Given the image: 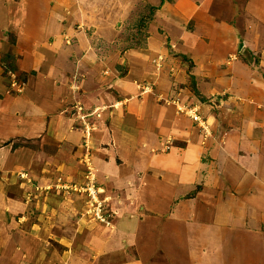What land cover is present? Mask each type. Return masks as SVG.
<instances>
[{
	"label": "crops",
	"instance_id": "1",
	"mask_svg": "<svg viewBox=\"0 0 264 264\" xmlns=\"http://www.w3.org/2000/svg\"><path fill=\"white\" fill-rule=\"evenodd\" d=\"M112 1L0 0V63L2 55L10 52L16 69L0 68L1 204L11 193L5 194L7 187L19 188L15 170L39 166L36 169L43 179L45 174L56 173L53 163L33 161L30 148L15 145L16 141L39 139L42 144L57 146L53 148L56 152L73 150L68 155L72 160L78 147L66 143L77 138L78 132L59 129L61 111L85 98L91 99L94 107L110 106L103 78L94 69L98 67L89 65L94 60L92 46L97 43L93 33L87 37V33L68 27L79 21L91 23L89 17L102 13L103 6L107 10ZM116 2L126 4V0ZM252 2L147 0L149 6L156 7L151 22L156 20L163 32L154 31L150 22L145 45L139 51L149 58L166 56L169 68L173 66L171 51L186 57L193 66L187 69L188 74L183 72L184 80L191 76L196 88L186 97L199 101L213 92L208 76L213 83L224 82L221 90L228 93L229 103L210 112L207 120L214 118L216 130L205 140L189 119L176 116L172 107L157 101L156 94L138 95L135 86L146 73L140 59L136 69L132 66L126 76L112 83L117 98L113 109L104 111L108 119L98 124L92 144L97 148L95 161L103 175L101 182L117 194L114 208L119 214L115 227L109 233L103 230L104 235L89 245L96 250L84 253L90 261L96 254L107 256L97 248L112 250L117 245L137 250V256L130 258L134 264L143 259L155 264L173 262L178 255L175 247L194 252L187 248L195 246L205 258L208 252L203 253L204 248L219 252L215 246H223L228 250L223 264H238L239 257L244 256L246 262L254 260V251L247 256L245 249L258 243L264 247V241H258L264 236V0H255L254 8ZM127 5L131 7L132 2ZM190 22L193 25L187 29ZM11 36L15 44L6 42ZM68 38L75 44L67 43ZM24 45L27 48H22ZM232 54L237 60L226 64ZM252 55L256 56L255 66L248 60ZM175 59L176 64L179 60ZM204 69L212 71L206 75ZM8 71L21 75V92L9 86ZM83 72V80L74 83L72 76L81 77ZM76 83L81 84L80 95H75ZM57 162L56 169L70 164ZM34 169L22 173L28 176ZM17 200H10L4 214L0 211L5 225L13 218ZM3 227L1 224L0 229ZM255 235L258 238L253 241ZM200 255L196 254L197 264Z\"/></svg>",
	"mask_w": 264,
	"mask_h": 264
},
{
	"label": "rangeland",
	"instance_id": "2",
	"mask_svg": "<svg viewBox=\"0 0 264 264\" xmlns=\"http://www.w3.org/2000/svg\"><path fill=\"white\" fill-rule=\"evenodd\" d=\"M133 1L134 0H126L125 5H121L119 2H116V0L112 1L110 2L111 5L107 6V10H105V6L102 7V13H100V7H98L100 14L98 16L89 17L91 23L86 24L83 21L82 23L79 21V24L75 23L68 27L72 30L77 28L76 30L87 33V37L92 33V36L94 35L93 39L97 43L92 46L94 60L90 61L89 65L91 67H98L94 69H97L98 76L103 78L102 81L104 82L102 83L105 85L106 92H109V94L106 95L110 103L108 109H113L114 100L117 98L112 83L118 78L126 76L127 72L132 70V66H135L136 69L135 64L137 60L140 59V61L145 64V68L143 66L142 68L146 73L144 77L138 78L139 82H137L138 84L135 86L138 95L149 94L155 97L156 94L158 98L157 101L160 100L159 102H161L163 106L172 107L176 116H183L184 119H189L191 126L196 128L206 140L209 137V133H212L213 130L215 132L216 130L214 118L212 117L209 121L207 120L211 114L210 112L215 110L217 112V109L214 108L222 106L223 104L228 107L229 100L226 99L228 93L221 90L222 87H225L224 82L222 81L216 84L215 81L213 83L210 77L205 76L208 78L210 87L214 88V91L210 92L206 97H202L199 101H197L196 98L193 99L191 95L190 98H187L185 94H189V92L195 93L196 88L193 86L194 83L192 79L190 81V75V77L184 80L185 75L183 76V72L185 71L186 74H188L189 71L187 69H191L193 64L171 51L170 60L173 66L169 68L165 66L167 60L166 56L157 55L156 58L153 56V58H149L146 53L143 54L139 51L145 45L148 35L147 31L151 27L150 16L153 14V10L148 5L147 0H136L135 3H133ZM254 1L255 0L252 2L253 8L257 6ZM129 2H132V6L128 8L127 4ZM91 12L92 14L95 13L94 10ZM151 23H153L152 28L154 31L158 33L163 32V30L157 28L158 22L156 20ZM192 25V22L187 23V29L191 28ZM14 39L13 36H11V38L6 37V42L9 40V44H15ZM66 41L70 45L75 44L72 38H68ZM74 41H76V39H74ZM82 42L85 43L86 41L82 39ZM22 48L27 47L24 45ZM10 55H12L10 52L9 54L2 55L0 68L7 67V63L4 64V62ZM255 57L256 56L252 55L248 58L250 64L253 66L256 65V60H254ZM10 58L11 57H9V60ZM173 58H176L175 60H179L180 62L178 61L175 64L172 60ZM235 60H237V56L235 57V55L232 54L225 59V63L228 64ZM97 63L101 65L97 66ZM204 71L207 75L212 69H204ZM8 73L6 76L10 79ZM214 73L217 74V70ZM84 75L85 72L81 74V77L79 74L78 76L75 74L72 76V81L74 83L80 82L83 80ZM20 76L21 75H17L14 72L13 77L18 79ZM135 76L138 77L136 74ZM220 76L223 77V75ZM175 81L176 84H174ZM19 82L18 79L17 83ZM170 82L172 83L170 84ZM143 84L149 86V91L146 93L141 90ZM76 85L73 84V89L77 94H73L80 95V93H82L81 84L76 83ZM22 88L23 85L20 92ZM225 101L227 102L225 103ZM76 105L81 107V111H78ZM65 107L66 108L60 113V118H58V120L60 119L58 124L60 127L59 129L67 128L70 131L78 132L77 138H70L68 141L69 143H66L68 145L73 142L74 144L76 143L78 147V154L72 160L68 155L72 153L73 150L65 152L63 149H60L56 152L57 146H54V144H42L39 142V139L22 138V141L19 140L15 143V145L23 144L22 146H28L31 152H33V156L31 157L33 161H43L47 163L50 161L49 164L53 163V170H56V173L54 175L52 173L45 174L47 178L43 179L42 176H39V169H36V167L39 168V166L35 165V169L34 167H24L14 171L16 185V181H21L20 185H18L19 188L17 186V188L7 187L5 189V194H8L9 190L11 193L7 195L9 197L5 195L2 204L0 203V211L3 210L4 214L6 206L11 204L10 200L13 198L18 199L17 203L13 206L16 208H14L12 212L13 218L8 221L9 224L7 223L5 225L7 221L3 223L4 219L0 218V223L4 224L3 230L0 229V264H134L130 258L137 256V250H135L133 246L127 249L125 246L122 247L117 245L112 250L97 248V250H102L100 254H106L107 256L100 258V255L96 254L94 257L96 259L93 261H90V257H85L84 255V253H89L91 250H96L89 245H91L93 240H98L104 235L102 233L103 230L109 233V231L115 227L119 213L118 209L115 210L114 207L118 197L116 196L117 194L112 191L113 189H106L102 184L100 178H102L103 175L98 167L100 165L95 161L97 148L93 146L92 143L93 139H96L98 135L96 134L98 124L102 123L104 120H96L95 123L97 124H92L94 129L89 127L90 129L88 130L87 126L84 125L83 120L84 118L87 119L84 113H89L95 108L91 103V99L87 100V98H85L83 101L77 100V102L67 104ZM190 109H195L199 117H192L190 115ZM90 113L87 114L88 118ZM105 115H107V113H105ZM91 121H93V118ZM175 144L181 145L180 142H175L174 145ZM54 147L56 149H53ZM60 160L69 161L70 164L65 166L67 170H65L64 166L56 169L58 164L57 161L60 162ZM28 169H34L35 173H30V175L27 174L28 176H25L22 171ZM87 169L91 170L94 182H96V187L93 186V191L91 192L86 189L87 179L90 178L91 175L87 172ZM18 170H20L21 173H18ZM23 175L24 177H22ZM51 195L55 199V202H50L52 197L49 196ZM98 203L102 210L99 219L94 217V213L92 212L93 206ZM59 208L61 210H59ZM115 217H117L116 220ZM238 237L239 235L234 238L237 239ZM254 238L253 241H256L258 236L255 235ZM258 241H264V236ZM85 245L88 246L89 250H86L87 246ZM194 247L195 246H190L187 248L194 252H188L186 249L175 247L174 250L178 255L174 256L173 262L156 264H197L196 254L200 255L202 251L196 252L193 249ZM215 248L221 251L219 250V252H216L213 248L203 249L202 247L203 253H208L205 258H202L200 255V264H223L222 260L226 257V251L228 250L223 246H221V248L215 246ZM253 251V261L246 262L243 256L238 258L237 263L264 264L262 260L264 258V247L258 243L254 247L245 249L244 253L250 256ZM123 252L125 255H129L124 257ZM121 255L123 257H121ZM214 258H216L217 261L213 260ZM60 260L63 262H60ZM138 264L155 263H153V261L151 262V260L149 262L148 259H143V261H140Z\"/></svg>",
	"mask_w": 264,
	"mask_h": 264
},
{
	"label": "built area",
	"instance_id": "3",
	"mask_svg": "<svg viewBox=\"0 0 264 264\" xmlns=\"http://www.w3.org/2000/svg\"><path fill=\"white\" fill-rule=\"evenodd\" d=\"M10 79H9V86L14 89L15 91L17 92H20L21 90V87H22V83H17V78L13 77L14 75V72H11L9 71L8 73ZM12 79V80H11ZM141 90L146 93L147 91H149V86L148 85H142L141 87ZM78 111L80 110L81 111V107L79 105H76ZM108 111V108L106 106H98V107H95L94 109H92L89 113H90V116L88 118V115L89 113L85 112L84 113V116L87 117V119L84 118L83 120V123L85 126H87V129L89 130L91 128L94 129V127H92V124H95V121L98 120V119H101L102 116H105L103 115L104 111ZM196 110L195 109H190V115L194 118H198L199 116L196 114L195 112ZM93 118V121H91V119ZM87 172L91 174V170H88L87 169ZM25 175V174H24ZM24 175L22 177H24ZM93 186L96 187V182H94V178L92 177V174L90 175V178L87 179V182H86V189L91 192L93 191ZM100 204H96L93 206L92 208V212L94 213V217L96 218H100L101 217V213H102V210L100 209L101 206H99Z\"/></svg>",
	"mask_w": 264,
	"mask_h": 264
},
{
	"label": "trees",
	"instance_id": "4",
	"mask_svg": "<svg viewBox=\"0 0 264 264\" xmlns=\"http://www.w3.org/2000/svg\"><path fill=\"white\" fill-rule=\"evenodd\" d=\"M161 1H163V0H161ZM151 8H152V10H153V14H154V11H155V9H156V7H153V6H150ZM153 14L150 16L151 18L150 19H152V16H153ZM9 57H11V56H8L7 58H6V61H5V63H7V67L5 68V71H7L6 69H9V70H12V71H15V64H14V58H10V60H9ZM184 60H187V58L186 57H184V56H181ZM188 61V60H187Z\"/></svg>",
	"mask_w": 264,
	"mask_h": 264
},
{
	"label": "clouds",
	"instance_id": "5",
	"mask_svg": "<svg viewBox=\"0 0 264 264\" xmlns=\"http://www.w3.org/2000/svg\"><path fill=\"white\" fill-rule=\"evenodd\" d=\"M105 120V119H108V118H105V116H103L101 119H98V120ZM95 124H97V123H95Z\"/></svg>",
	"mask_w": 264,
	"mask_h": 264
}]
</instances>
